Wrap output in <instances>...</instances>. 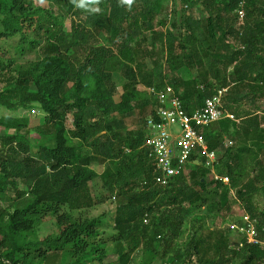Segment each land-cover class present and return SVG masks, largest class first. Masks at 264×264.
<instances>
[{
  "label": "trees",
  "instance_id": "1",
  "mask_svg": "<svg viewBox=\"0 0 264 264\" xmlns=\"http://www.w3.org/2000/svg\"><path fill=\"white\" fill-rule=\"evenodd\" d=\"M48 1L61 14L34 0H0V40L19 38L21 54L37 51L26 64L0 55V108L44 115L34 133L28 118L0 119V201L7 203L0 206V264L104 261L101 218L80 215L96 206L95 162L106 166L105 187L117 203L112 240L120 264H130L138 250L141 264H264L263 248L237 249L227 229L203 235L206 218L223 223L238 202L264 218L255 202L257 194L264 197V0H246L242 32L240 0ZM183 69L197 76L185 80ZM117 74L126 80L118 97ZM141 83L173 87L188 113L217 87L228 88L225 108L245 118L240 137L251 131L263 143L227 149L217 170L229 184L215 182L201 166L191 169L190 180L180 176L161 187L144 148L146 126L126 125L135 111L149 110L158 120L162 109L154 96L141 97ZM235 124L228 121L227 130ZM206 138L211 149L220 145ZM252 165L258 172L244 182ZM199 214L204 218L188 240L171 244L170 235ZM47 224L52 233L40 239Z\"/></svg>",
  "mask_w": 264,
  "mask_h": 264
},
{
  "label": "built area",
  "instance_id": "2",
  "mask_svg": "<svg viewBox=\"0 0 264 264\" xmlns=\"http://www.w3.org/2000/svg\"><path fill=\"white\" fill-rule=\"evenodd\" d=\"M235 14L236 26L242 32L246 19V0L239 1ZM148 93L162 105V109L157 112L158 120L150 116L146 121L144 148L154 160L155 183L168 187L175 178L189 176V167L199 165L209 170L215 182L229 184V177L218 172V152L210 148L206 138L208 128L215 124L225 120L240 123L234 114L225 109L224 100L228 89H216L214 95L206 98L204 105L192 113L185 110L180 96L169 85L160 90L150 88ZM174 126H179L178 132L171 130ZM147 183L142 184L145 186ZM231 195L235 198L234 191H231ZM144 222L148 224V219ZM227 230L234 239L237 238V242L234 241L237 249L245 246L264 249V218L252 216L239 202L235 220Z\"/></svg>",
  "mask_w": 264,
  "mask_h": 264
},
{
  "label": "rangeland",
  "instance_id": "3",
  "mask_svg": "<svg viewBox=\"0 0 264 264\" xmlns=\"http://www.w3.org/2000/svg\"><path fill=\"white\" fill-rule=\"evenodd\" d=\"M36 1L40 6L42 7H46L50 10H52L54 13L56 14H61L60 11L58 10V8L50 1L48 0H34ZM128 1H134L137 2L139 4L143 3V0H128ZM167 4V3H166ZM137 8L139 9V6H137ZM66 31L69 32L71 29V24H70V20H67L66 23ZM19 44V38H12V39H7V40H0V55L2 53H6L9 54L12 58H14L16 60V64H26L27 62H31L34 61L37 57V51H29V50H25L23 54L17 52V46ZM15 64V65H16ZM148 64H151L148 61ZM151 66V65H150ZM151 68H153V66H151ZM191 75L190 77L195 78L196 72L195 71H190ZM116 80L115 83L117 86H119V90H117V97L120 96L122 94V90L121 87L123 83L126 82V80L124 79V77L122 75H115ZM156 82H160L159 78H156ZM5 83L2 82L1 86H4ZM138 91L141 95V97H146L147 95H149L148 91L150 88H147L144 84H139L137 86ZM216 89H219V87H217ZM215 91V90H214ZM226 98V96H225ZM6 116H17V117H24V118H28L30 120V129L31 132L34 133L35 129L37 128V126H40L43 124V120H44V115L34 109V110H20L18 112H10L6 109H2L0 108V119L2 117H6ZM149 118V110L146 111L145 115H142L140 112L135 111L134 113H132L131 115H129L126 119V125L128 127L129 130L132 131H137L142 127L146 126V121ZM68 127L71 128L72 126V121L71 118L68 120L67 123ZM217 125L219 124H215L212 126V129L215 128ZM146 129V128H145ZM171 130H175L176 132L179 131V126H174L171 128ZM147 132V129L145 130ZM234 129L230 126V132H228V135L226 134L225 137L222 136V139H220V145L218 144V154L220 155V159H225L224 155L225 153H227V148L228 146H231V141L234 138ZM11 133L13 132L12 130L10 131ZM2 134H4L2 132ZM33 141V140H32ZM235 150V147H234ZM262 157V164L264 165V151L261 155ZM221 166H223V163H220ZM106 166L101 165L98 162H95L94 164H92V168L99 174V177L91 183V189H92V194L96 200V206L93 207L92 209L85 211L83 213H81L80 215L83 216L84 218H101L103 225L101 226V228H99V232H100V236L98 237V241L100 243H102V245L104 246L105 249V259L103 262H97L94 261L92 263L89 264H120L119 260H118V255L116 253V242H114L112 240V238L116 235V231L114 229V218L116 215V207H117V203L115 200V195L110 194V192L106 189L105 187V181H104V170H105ZM196 167H200L199 165H192V167H189V170H191L192 168H196ZM254 169L256 171H254ZM257 173L258 172V168H256L255 166H251L250 168H248L244 174L243 177V181L247 182L249 180V178L252 177L253 173ZM224 175V174H223ZM225 176V175H224ZM189 180L190 177L188 176ZM23 188V186H22ZM255 202L259 205V207L261 208V210L264 209V197H262V195L257 194L255 196ZM7 203H3L0 201V206H6ZM165 207V205H164ZM237 212V205L234 204L233 205V209H232V213L231 215L226 218L223 223H217L214 222L213 220L206 218L205 220V229H204V236H208V231L215 233L218 230H222V229H229L230 225L234 222L235 220V214ZM203 214V213H202ZM202 214H199L195 217L194 222H192L191 224L189 222L185 223V226L180 230V232L177 234V236L174 237V235H170L169 238V242H171V244L175 243V244H182V242H185L186 240H188L189 236H190V232H192V230L194 229V226H199L200 225V218H204V216ZM149 221V219H148ZM202 222V221H201ZM52 233V228L49 226V224L45 225L44 228L42 229L39 238H45L46 236H48L49 234ZM233 236V234H232ZM214 236H211V239ZM234 238L232 237V240ZM233 241L237 242V238H235ZM235 247V245H233ZM131 262L130 264H141L142 263V254L141 251L138 250L136 251L132 258H131Z\"/></svg>",
  "mask_w": 264,
  "mask_h": 264
},
{
  "label": "crops",
  "instance_id": "4",
  "mask_svg": "<svg viewBox=\"0 0 264 264\" xmlns=\"http://www.w3.org/2000/svg\"><path fill=\"white\" fill-rule=\"evenodd\" d=\"M230 72H232V69H230ZM179 75L185 79V80H191V79H194L193 77H190L191 73L190 71L188 70H185L183 69L182 71H180ZM228 95V93H227ZM226 95V97H227ZM226 99V98H225ZM226 109V108H225ZM227 110V109H226ZM228 111V110H227ZM233 114V113H232ZM257 115H259V113H257ZM237 118V117H236ZM251 118V117H250ZM243 119L245 118H239L240 120V123L239 124H235L232 126V128L234 129V138L232 139L231 141V146H228V148H232V147H235V148H239L241 145L242 146H247L248 148L252 147L253 148V145H256V144H261L263 142H259L260 138L257 137V135H255L253 132H249V134H251L249 137H247V135L243 138V137H240V134H242V132L244 131L243 127H242V124L244 123V121H242ZM229 121V120H228ZM228 121H224V122H221L219 123V125H217L215 128L212 129V127L208 128L206 134L209 135V137L211 138H219V139H222V136H224L223 138H226L225 135L227 134L228 135V132H230V127L229 129L227 130V122ZM261 121V130L264 131V121L260 120ZM242 122V123H241ZM234 123V122H233ZM209 143V142H208ZM227 148V149H228ZM217 152H218V148L215 149ZM219 153V152H218ZM218 160H219V166H221V160L222 158L220 159V155L218 154Z\"/></svg>",
  "mask_w": 264,
  "mask_h": 264
},
{
  "label": "clouds",
  "instance_id": "5",
  "mask_svg": "<svg viewBox=\"0 0 264 264\" xmlns=\"http://www.w3.org/2000/svg\"><path fill=\"white\" fill-rule=\"evenodd\" d=\"M235 45H236L237 48H240L241 50H243V49L241 48V44H240V43H236V42H235ZM227 89H228V88H227Z\"/></svg>",
  "mask_w": 264,
  "mask_h": 264
}]
</instances>
